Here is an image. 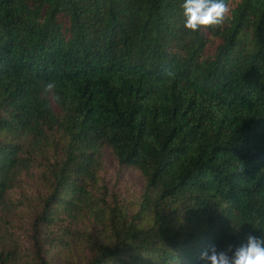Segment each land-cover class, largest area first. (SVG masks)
Wrapping results in <instances>:
<instances>
[{
	"label": "trees",
	"instance_id": "16d2710c",
	"mask_svg": "<svg viewBox=\"0 0 264 264\" xmlns=\"http://www.w3.org/2000/svg\"><path fill=\"white\" fill-rule=\"evenodd\" d=\"M183 3L0 0V264H205L264 235V0L195 33ZM106 150L142 188L110 187Z\"/></svg>",
	"mask_w": 264,
	"mask_h": 264
},
{
	"label": "clouds",
	"instance_id": "9594fccd",
	"mask_svg": "<svg viewBox=\"0 0 264 264\" xmlns=\"http://www.w3.org/2000/svg\"><path fill=\"white\" fill-rule=\"evenodd\" d=\"M182 8L184 27L192 33L201 28L221 27L231 11L225 0H184ZM55 89L56 83L50 81L44 86V93H52L59 101L61 97L55 95ZM201 259L205 264H264V235L249 234L246 243L235 249L231 245L226 250L210 246L201 253Z\"/></svg>",
	"mask_w": 264,
	"mask_h": 264
},
{
	"label": "rangeland",
	"instance_id": "374dc122",
	"mask_svg": "<svg viewBox=\"0 0 264 264\" xmlns=\"http://www.w3.org/2000/svg\"><path fill=\"white\" fill-rule=\"evenodd\" d=\"M53 109L59 112L57 105L51 100ZM105 165L108 171V182L118 192L127 193V190L142 188V180L136 171L120 168L109 150L104 152Z\"/></svg>",
	"mask_w": 264,
	"mask_h": 264
}]
</instances>
